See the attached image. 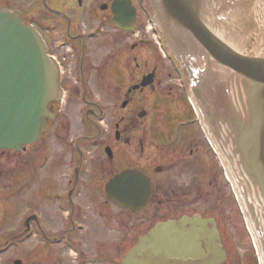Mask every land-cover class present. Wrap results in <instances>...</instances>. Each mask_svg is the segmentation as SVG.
Here are the masks:
<instances>
[{"label":"flooded vegetation","instance_id":"af4514ba","mask_svg":"<svg viewBox=\"0 0 264 264\" xmlns=\"http://www.w3.org/2000/svg\"><path fill=\"white\" fill-rule=\"evenodd\" d=\"M114 1L105 0L99 5L101 15L106 14L108 19L113 18L110 7ZM52 2L57 6L61 4L59 0ZM76 2L78 7L75 14L70 13L69 9L66 12L59 11L51 0H48V4L53 5L50 7L60 12L55 13L47 8L57 20L51 23L48 19L33 20L34 25L45 35L50 54L54 55L61 66L60 85L63 98L61 104L56 106L57 119L50 124L47 134L63 116L61 113L66 105L74 107L75 104H84L88 108L82 107L79 112L83 111L86 125L95 126L101 115L109 114L108 101L109 96L112 97L114 111L125 113L115 130V143L119 152L125 148L126 153L131 155L125 170L137 168L145 172L154 182V197L149 206L138 213L121 208L110 200L106 192L107 183L122 171L114 164L119 152L116 153L111 144H102L101 147L98 131H94L92 136H83L76 143L69 145L68 158L64 156V152H60L61 156L53 163L56 165L55 169H58L59 165L64 167V181H61L62 184L51 183L48 193L41 196V209L28 216L31 221H28L27 217L22 223L23 232L18 238L20 251L13 259H9L10 263L19 260L21 264H143L142 257L136 256V260H129L130 254L139 246L140 241L149 236L157 224L178 222L177 228L183 234L195 236L199 232H205L200 242L194 244L191 249L194 256L200 255L205 262L208 261L207 264H256L252 251L242 255L227 248L221 229L227 225L229 219L218 216L216 210L204 214L199 211V200L195 197L199 193L197 189H194L195 195L193 193L178 196L176 192L169 195L166 184L161 186L155 182L154 175L171 173L184 165V159H190L191 163L195 164L194 158L198 160L202 152L210 151L202 130L198 129L197 120L194 117L192 119L191 109L187 105L184 111L179 109L180 100L186 104L181 87L168 85L158 67L149 71L146 65L139 78L135 35L118 31L116 27V32L109 31L105 27V19L93 28H79L83 23L80 21L81 13L77 11L82 10L83 0ZM4 8L10 10L11 7ZM52 35L56 37L53 40L50 39ZM120 39L124 41V45ZM65 49H70L69 56L59 54ZM123 74L125 80L121 79ZM150 74H155L154 85L142 88V80ZM147 91L150 92V95H146L147 99L159 101V105L170 106L167 111L161 107L155 116L152 113L150 126L144 121L148 114L142 110L145 102L142 96ZM101 93L106 95L105 103H99L95 99L96 95ZM158 108L159 106L156 109ZM151 127L156 128L158 135L152 133ZM101 135L100 132L99 136ZM99 146L101 148L97 154L112 147L113 159L108 160L106 157L105 161L101 155L93 156L89 165V157L88 161L85 160L83 151L89 155ZM147 146L158 149L169 147L165 154L161 152L154 158L159 164L170 160L171 163L159 165L154 160L144 158ZM130 147L133 153L139 156L138 160L129 152ZM46 152L48 151L43 153ZM170 152H173L175 157L168 155ZM117 163L120 164L118 161ZM213 167L216 168L215 164ZM55 185L58 186L57 189ZM28 226L33 232L30 238L36 239L32 249L27 246L30 241V238H26ZM190 240L195 239L191 237ZM198 250L202 253L199 254ZM222 254L225 255L223 262L220 261Z\"/></svg>","mask_w":264,"mask_h":264},{"label":"water","instance_id":"95a60500","mask_svg":"<svg viewBox=\"0 0 264 264\" xmlns=\"http://www.w3.org/2000/svg\"><path fill=\"white\" fill-rule=\"evenodd\" d=\"M149 3L189 78L194 107L233 181L264 264V0ZM113 9L120 29L134 25L129 0ZM57 77L35 28L0 11V150L21 151L42 138L58 96ZM108 195L139 211L148 205L152 184L131 170L111 181ZM171 227L158 225L154 244L141 243L151 258L147 264H192L191 252L181 250L191 243L188 235L170 234Z\"/></svg>","mask_w":264,"mask_h":264},{"label":"rangeland","instance_id":"374dc122","mask_svg":"<svg viewBox=\"0 0 264 264\" xmlns=\"http://www.w3.org/2000/svg\"><path fill=\"white\" fill-rule=\"evenodd\" d=\"M104 1L105 0H83L82 10L77 11L78 13H81L80 17H82L80 21L83 23L82 27L79 26V28H93L95 24L102 23L103 19H105V27L113 33L116 32L112 19H108L106 14L101 15L99 11V5ZM40 2L41 0H29L27 3L25 0H0V9L11 7L16 13L18 12L19 15H23L26 22H32L36 19L41 21V18L50 20V23L52 21L55 22L57 20L56 16L52 13L50 14L44 8L42 9ZM51 3L54 4L52 0ZM60 3L59 6L54 4L59 11L62 10L66 12L67 9H69L71 11L70 13L76 14L75 11L78 7L76 0H60ZM133 3H135V0ZM139 13V21L136 27L139 33L134 36L137 45L136 53L138 56V70L140 71L139 78L143 72L141 70L146 68V65H148L149 71H153L154 68L158 67L157 69L163 74L168 85L175 87L178 86L179 82L175 77L174 71L170 68L168 62L161 57V53L157 48L155 39L149 29L147 21L149 16L146 18L141 10ZM53 38L56 37L52 35L50 39L53 40ZM119 41L124 45V41L121 39ZM130 45H132V41L130 42ZM69 50L70 49H65L59 54L62 56H69L71 54L68 52ZM108 62L109 64L111 63L109 59ZM121 79H126L125 74L121 76ZM146 95H150V92L147 91V93L142 96V100L145 101L142 110L147 113L149 110L152 112L158 111L161 107L165 111H167V108H170V106L168 107L167 105H159V101L154 102L147 99ZM105 98L106 95L101 93L100 95H96L95 99L99 103H105ZM108 102L110 103L109 114L108 117L102 121L107 131L103 132V136L100 137V146L102 144H111L113 145L115 152L118 153V145L115 143V130L116 125L120 122L125 113L122 111L116 113V111H114L112 97L109 96ZM186 105L187 104H183L180 100L179 109L184 111ZM158 106L159 108L156 109ZM82 107H85V105L75 104L74 107L71 105L64 106V110L61 113L63 116L57 121V123H55L53 129L48 132L47 136L41 142H38L34 146L27 147V150L21 152H12L9 150L0 151V247L8 240L17 238L22 234V223L33 211L41 209L39 208L43 199L41 196L48 193V186H50L51 183L59 182L60 184L61 181H64V167L59 165V168L55 169L56 165H53V163L61 156L59 153L64 152V156L68 158L69 151L67 150L70 148L69 145L71 143H76L78 139L83 136L94 135L93 132L95 130H92L94 129L93 124H90L91 127H87L83 111L79 112ZM172 107L174 108L173 104ZM191 116L193 119L192 114ZM144 121H146V119H144ZM184 124L186 123L184 122ZM144 130H146L145 127ZM151 131L152 133H155V136L158 135L156 128L154 129L151 127ZM142 132H140V134H142ZM100 146L90 152L89 165L92 162L93 156L99 157L101 155L105 158L104 160L107 161L105 151L101 150V154H97L102 147ZM51 147L52 155L49 156V163L43 169L38 168L39 164L43 163V158L46 155L43 152L49 150ZM64 149H66V151ZM168 149L169 147L165 146L160 149L147 146V153L144 155V158L154 160V162L159 164L154 156L161 152L165 154ZM129 152L132 153L133 157L135 155V160H138L139 156L133 153L131 147L129 148ZM168 155L174 156L173 152L168 153ZM130 157L131 155L126 153V149L122 148L117 159L114 160L116 168L119 171H124L126 169V162ZM186 157H188V154H186ZM184 160V165L182 164L178 168L172 170L171 173L157 176L154 175L155 182L161 186L166 184L168 192H170L169 195H172L171 192H176L178 196H183L184 194L192 195L195 191L194 189H197L199 193L195 197L199 200V211L204 214L216 210L218 216H225L229 219L227 225L221 229L223 238L227 242V248L242 255L247 254V252L250 253L251 251L254 253V249H252L254 242L252 241L245 224L243 228V222L236 206L237 199L235 198L233 189H231L229 182L224 177V173L219 168V165L214 158L213 151H208L206 153L202 152L201 155L198 156V160L197 158H194V160H196L195 164H193V162L191 163L190 159ZM165 163H171V160L170 162ZM165 163L161 162L159 165ZM214 164L217 169L213 167ZM193 165L194 169H192ZM199 166L200 169H198ZM212 168L215 172H213ZM55 187L56 189L58 188L57 185H55ZM193 195H195V193ZM35 242L36 239L32 237L27 243V246L32 249ZM15 244L16 245L10 249L9 253L3 252L0 255V264H11L9 259H13L14 255H18L20 251L18 250L19 245L17 242Z\"/></svg>","mask_w":264,"mask_h":264},{"label":"bare ground","instance_id":"6f19581e","mask_svg":"<svg viewBox=\"0 0 264 264\" xmlns=\"http://www.w3.org/2000/svg\"><path fill=\"white\" fill-rule=\"evenodd\" d=\"M193 245H194V243L183 245L181 247V250L184 251V252L190 251ZM151 257H152V259H154L153 256H151Z\"/></svg>","mask_w":264,"mask_h":264}]
</instances>
